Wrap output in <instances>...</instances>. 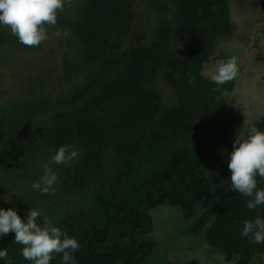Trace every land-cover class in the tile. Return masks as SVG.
Returning a JSON list of instances; mask_svg holds the SVG:
<instances>
[{
    "label": "trees",
    "instance_id": "16d2710c",
    "mask_svg": "<svg viewBox=\"0 0 264 264\" xmlns=\"http://www.w3.org/2000/svg\"><path fill=\"white\" fill-rule=\"evenodd\" d=\"M152 2L172 7L169 33L183 37L181 55L168 51L164 26L149 44L121 49V38L133 20L131 0H87L82 6L74 1L71 11L58 15L55 27L72 29L93 66L83 84L58 102L61 108L40 135L49 152L45 154L77 143L78 159L70 167L63 164L64 185L83 190L88 204L53 225L80 243L76 264H140L153 246L137 237L152 229L150 209L178 205L190 216L218 183L215 189L223 203L200 214L191 230L226 259L250 264L253 255L264 253V244L242 238L241 232L246 220L264 219V205L249 210L246 202L251 198L231 189L228 159L233 144L225 135L209 138L204 128L195 126L211 102L234 86L233 80L217 90L201 73L210 57L214 63L226 60L221 53L214 55V49L217 36L234 31L228 0ZM3 45L24 52L40 47L22 45L10 29L0 27ZM159 68L166 69L164 79L176 96V104L161 110L146 85ZM43 104L15 101L0 108V181L15 160L34 149L38 137H28L31 126H20L45 114ZM252 126L264 131V119ZM257 182L264 189V179L257 177ZM22 248L14 232L0 236V249L8 250L0 264H32L23 258ZM61 260L56 255L50 264Z\"/></svg>",
    "mask_w": 264,
    "mask_h": 264
},
{
    "label": "rangeland",
    "instance_id": "374dc122",
    "mask_svg": "<svg viewBox=\"0 0 264 264\" xmlns=\"http://www.w3.org/2000/svg\"><path fill=\"white\" fill-rule=\"evenodd\" d=\"M74 1L82 6L87 0ZM131 2L133 20L121 38V49L149 44L157 30L164 26L168 28V51L175 57L181 55L183 37L169 33L172 31V7L169 4L160 7L159 2L152 0ZM228 7L234 31L216 37L214 55L221 53L226 60L236 56L240 72L233 88L222 91L195 126L204 128L209 138L221 134L229 144H234L236 134L244 132L247 135V129L254 122L264 119V0H228ZM65 28L70 30L67 37L62 34ZM57 31L61 32L60 36L55 35ZM48 35L49 39L32 52L20 51L11 45L0 46V108L15 101L35 104L39 101L48 109L45 114L20 126H31L27 135L38 137V140L29 154L14 161L13 168L0 181V208L16 209L25 221L33 208L55 224L67 212L88 204L83 190L64 185L63 164L51 165L59 177L54 194L33 190L32 183L40 180L44 164L52 156L45 154L48 151L43 142H39L40 135L61 108L58 102L70 97L74 88L83 84L93 64L86 60L84 45L70 27L49 26ZM165 70L159 68L146 82L159 110L176 104L173 88L163 76ZM214 70L212 57L201 65V73L207 78ZM71 147L76 149L78 145L74 142ZM213 185L214 190L195 206L190 216L178 205L160 204L150 209L152 229L137 237L152 241L153 246L140 264H186L188 261L235 264L236 257L226 259L223 252L191 230L200 214L224 201L215 189L218 183ZM9 197L10 201L5 200ZM37 222L42 224L43 217H38ZM250 264H264V253L253 255Z\"/></svg>",
    "mask_w": 264,
    "mask_h": 264
},
{
    "label": "clouds",
    "instance_id": "9594fccd",
    "mask_svg": "<svg viewBox=\"0 0 264 264\" xmlns=\"http://www.w3.org/2000/svg\"><path fill=\"white\" fill-rule=\"evenodd\" d=\"M73 4L74 0H0V27L10 29L22 45L39 47L49 39L48 27H55L58 15L71 11ZM62 34L67 37L70 30L65 28ZM55 35L60 36L61 32L57 31ZM239 72L238 59L232 56L227 60L218 59L209 78L219 90L220 86L237 78ZM247 133L236 134L228 168L231 172V189L250 197L246 202L247 208L254 210L264 205V189L258 188L257 182V177L264 179V131L251 126ZM78 157V151L71 145L60 146L44 164L40 180L32 183L33 190L54 194V185L59 182V177L51 165L64 164L70 167ZM5 200L10 201V197ZM38 217H43L42 224L37 222ZM10 232L15 233V243L23 245V258L32 264H50L56 255L62 256L61 264H76L74 253L81 247L80 243L36 209L31 208L25 221L16 209L0 208V236ZM241 236L250 237L253 243L264 244V219L257 216L254 220H246ZM6 257L8 250L0 249V259ZM8 264H11L10 260Z\"/></svg>",
    "mask_w": 264,
    "mask_h": 264
}]
</instances>
